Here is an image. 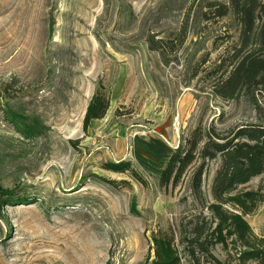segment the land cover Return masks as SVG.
I'll return each instance as SVG.
<instances>
[{"label": "rangeland", "instance_id": "374dc122", "mask_svg": "<svg viewBox=\"0 0 264 264\" xmlns=\"http://www.w3.org/2000/svg\"><path fill=\"white\" fill-rule=\"evenodd\" d=\"M230 7L0 0V264H255L264 170L215 198L207 161L193 192L210 135L264 125V88L217 89L245 47Z\"/></svg>", "mask_w": 264, "mask_h": 264}, {"label": "trees", "instance_id": "16d2710c", "mask_svg": "<svg viewBox=\"0 0 264 264\" xmlns=\"http://www.w3.org/2000/svg\"><path fill=\"white\" fill-rule=\"evenodd\" d=\"M229 12L238 19L241 26L244 48L235 55L237 65L229 78L219 84L218 91L232 100L241 92L255 95V91L264 88V3L262 0H230ZM222 89V92L219 90ZM107 111H102V115ZM89 114V113H88ZM231 137L210 135L202 151L201 167L196 171L193 180V192L202 197L203 176L206 162L221 158V166L214 177L212 194L229 192L234 186L247 182L251 177L264 170V125L247 124L234 130ZM176 156L175 161H179ZM204 225L196 226L194 233L197 241L205 234ZM239 237L244 242L246 251L242 254L243 263L264 264V239H260L251 228L242 223ZM257 241V242H256ZM156 264H182L178 257Z\"/></svg>", "mask_w": 264, "mask_h": 264}]
</instances>
